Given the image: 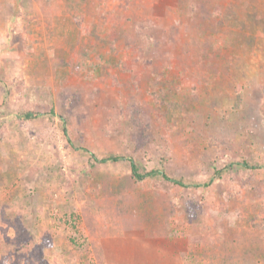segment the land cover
I'll list each match as a JSON object with an SVG mask.
<instances>
[{
	"label": "rangeland",
	"instance_id": "rangeland-1",
	"mask_svg": "<svg viewBox=\"0 0 264 264\" xmlns=\"http://www.w3.org/2000/svg\"><path fill=\"white\" fill-rule=\"evenodd\" d=\"M4 5L0 264H264V0Z\"/></svg>",
	"mask_w": 264,
	"mask_h": 264
},
{
	"label": "trees",
	"instance_id": "trees-1",
	"mask_svg": "<svg viewBox=\"0 0 264 264\" xmlns=\"http://www.w3.org/2000/svg\"><path fill=\"white\" fill-rule=\"evenodd\" d=\"M26 118H32L34 117V113L32 112H28L24 115ZM66 131V129H65ZM85 151L89 152L91 157L94 159V160H97L99 162H118V161H121L123 159H126L125 156H122V155H105L104 157L102 158H99L94 152L90 151L89 149L87 148H83ZM130 161V164H131V175L134 179L136 180H143L147 177H150V176H156V175H160L161 177H163L164 179L166 180H169V181H172L173 183L175 184H179V185H183V181L182 180H178V179H174V178H171L169 177L164 171L162 170H158V169H152V170H149V171H144V172H141L140 171V168L138 166V163L135 159L133 158H130L129 159ZM245 164V166H248L246 162H243Z\"/></svg>",
	"mask_w": 264,
	"mask_h": 264
},
{
	"label": "crops",
	"instance_id": "crops-1",
	"mask_svg": "<svg viewBox=\"0 0 264 264\" xmlns=\"http://www.w3.org/2000/svg\"><path fill=\"white\" fill-rule=\"evenodd\" d=\"M5 1L7 0H0V2L2 3L0 5V13L2 12V14H8L9 12H11V6H6L4 5Z\"/></svg>",
	"mask_w": 264,
	"mask_h": 264
}]
</instances>
